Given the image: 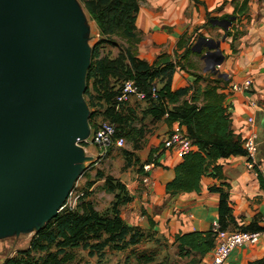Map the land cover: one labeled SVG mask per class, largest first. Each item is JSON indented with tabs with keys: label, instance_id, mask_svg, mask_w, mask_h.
I'll list each match as a JSON object with an SVG mask.
<instances>
[{
	"label": "trees",
	"instance_id": "trees-1",
	"mask_svg": "<svg viewBox=\"0 0 264 264\" xmlns=\"http://www.w3.org/2000/svg\"><path fill=\"white\" fill-rule=\"evenodd\" d=\"M140 1L83 0L87 15L99 33V41L91 49L90 65L85 76L84 95L89 100L88 106L99 110L104 121L115 126L116 137L128 140H132L134 134L139 135V138L143 137V129L134 131L129 128L126 131L130 119L127 118L129 115L123 114V108H127L129 103L116 109L115 98L123 83L127 80L134 81L138 90L145 94V99L140 101L147 105L143 116H149L157 123L163 122L168 127L177 123L183 128L182 132L191 144L189 152L173 167L174 178L166 184L165 192L170 196L199 193L200 183L204 178L214 179L219 182L218 185H210L207 190L218 196V228L223 231H229L231 227L230 231H264L256 218L248 224H243L242 220L237 222L229 201V185L225 182L222 165L218 164L220 159L246 156L242 147L244 137L234 133L231 115L225 104V90L230 79L213 71L207 77L191 73L194 80L190 86L177 89L172 87L175 72L184 71V64H190V55L197 54L192 51L197 45L194 44L196 35L191 36L192 42L190 39L181 40L173 58L161 55L153 63L138 58L136 44L139 35L135 23ZM193 1L202 4L199 0ZM231 4L233 11L230 15L211 18L208 13L204 27L214 26L213 21L231 22V29H222V32L225 38H231L232 50L234 41L242 34L233 24L237 22L240 26L241 19L247 16L248 0H232ZM113 37L124 40L126 46L120 47L121 52L116 59L101 58L99 46L113 41ZM182 49L183 52L178 54ZM199 49L200 56L207 51L204 43ZM156 83L161 84L160 87ZM153 87L156 88V98L150 96ZM94 112L96 111L92 110L88 119L93 132L100 124L94 121ZM165 138L157 147L150 148L144 161L137 155L136 174L146 176L143 166L160 165L157 159L160 157L159 151L166 149ZM253 169L257 174L259 189L264 192V173L257 166ZM96 180H103L104 191L114 195L111 207L106 212L99 213L92 202L86 200L89 188L94 183L90 184L86 190L81 189L83 196L78 199L75 209L64 207L32 237L27 249L18 251L16 256L6 259L3 264H67L74 260L70 253L73 249L87 250L91 256L103 253L106 248L123 252L130 246L140 244L146 234L148 238L156 239V242H168L153 230L152 221L150 228L143 230L139 226L127 224L122 218V209L133 200L124 183L110 176L104 177L101 173H97ZM169 244L175 248L178 258L187 259L186 264H197L213 250L215 235L212 229L203 233L177 234ZM249 264H264V253L262 258Z\"/></svg>",
	"mask_w": 264,
	"mask_h": 264
},
{
	"label": "water",
	"instance_id": "water-1",
	"mask_svg": "<svg viewBox=\"0 0 264 264\" xmlns=\"http://www.w3.org/2000/svg\"><path fill=\"white\" fill-rule=\"evenodd\" d=\"M82 33L75 0H0V234L54 217L77 170L92 162L78 145L90 135ZM201 41L217 72L220 41L201 38L192 51Z\"/></svg>",
	"mask_w": 264,
	"mask_h": 264
},
{
	"label": "crops",
	"instance_id": "crops-1",
	"mask_svg": "<svg viewBox=\"0 0 264 264\" xmlns=\"http://www.w3.org/2000/svg\"><path fill=\"white\" fill-rule=\"evenodd\" d=\"M199 1L202 4L193 0H141L135 23L139 35L136 44L137 57L148 63H153L161 55L173 58L175 51L178 50L177 44L183 39H190L192 42L191 36L195 35L194 44L198 43L202 35L206 40L220 41L219 49L223 55V62L215 73L226 74V78L230 79L225 90V104L231 115L232 129L236 135L244 137L247 118L253 117L259 134L264 127V0H248L247 16L241 19L240 26L237 22L233 24L242 34L234 41L232 50L231 38L222 40L224 37L222 28L204 27L208 13L211 18L230 15L233 11L232 0ZM207 30L212 35H208ZM216 30L222 33L221 37L216 35L218 37L216 38L213 35ZM203 31L206 33L203 34ZM182 52L183 49L179 50L178 54ZM206 53L203 52L202 56L199 53L190 55L188 73L199 74L198 65L194 63L199 56L202 75L205 74L206 65L210 63L208 61L206 64L208 59L203 58ZM188 73L177 70L173 76L172 87L177 89L190 86L194 78ZM246 80L251 81V86L245 92L228 90L231 85H241ZM145 117L146 120L152 121L149 116ZM175 129L183 130L177 123L168 127L163 122H156L151 126L152 131L146 138L148 143L139 152L140 159L144 161L150 148L157 147L168 133ZM84 149L92 161L101 151L97 147L92 150L88 147ZM159 154L157 162L160 165L152 166L148 173L150 184L143 183L144 176L138 174H135L134 179L128 180V183L121 179L133 199L122 209V218L127 224L139 226L143 230H148L152 221L153 230L169 243H172L177 234L203 233L213 229L218 224V196L209 193L207 188L210 185H218L219 182L204 178L200 183L199 193L170 196L165 192V186L173 180V167L181 158L173 150H160ZM218 164L222 165L225 182L229 185L227 190L229 201L237 222L242 220L243 224H248L256 218L259 225L264 227V192L259 189L255 170L247 167L242 156L220 159ZM261 169L264 173V169L262 167ZM99 182L100 180H97L96 184ZM263 253L264 237H261L254 245H243L233 250L224 264H249L262 258ZM210 256L211 252L197 264H205ZM178 259L182 264L187 263V259Z\"/></svg>",
	"mask_w": 264,
	"mask_h": 264
},
{
	"label": "rangeland",
	"instance_id": "rangeland-1",
	"mask_svg": "<svg viewBox=\"0 0 264 264\" xmlns=\"http://www.w3.org/2000/svg\"><path fill=\"white\" fill-rule=\"evenodd\" d=\"M241 1V0H238ZM76 6L79 10V13L83 21V33L82 39L87 47L91 50L93 46L99 41V33L93 21L87 15L85 10L83 0H75ZM241 31V30H239ZM203 34L206 31L202 32ZM208 35H212L210 31L207 30ZM213 35L222 36V33L218 30L213 33ZM216 36V38H218ZM205 38L204 35L200 37ZM202 42V41H201ZM203 43V42H202ZM198 45L195 49L198 50ZM198 44V43H197ZM124 40L120 38L113 37V41L101 44L99 46V55L101 58L107 57L109 59H116L120 54V47H125ZM191 62V61H190ZM198 70V75L207 77L211 72V61L207 64L206 72L202 75L201 62H199V56L196 57L195 62ZM185 72L188 73L190 64L187 62L184 64ZM189 75L191 72L188 73ZM157 87H160L161 84L156 83ZM82 100L85 103L87 110V121L89 119L90 113L93 111L95 114L94 121L99 124L105 122L101 116V112L92 109L88 106L89 100L85 95H82ZM137 101L134 98H131L128 107L123 108V114L130 119L129 127L127 126L126 131L129 128L134 129V131L143 129L145 134L143 137L139 138V135L134 134L132 140L124 138V145L121 148L110 147L104 152V156L100 161L93 160L92 162L85 163L79 170H77L76 175L73 177L75 181L74 185L77 183L79 192H82L81 189L86 190L90 184H94L93 188H89L88 197L86 200L92 202L96 210L99 213L106 212L110 207L111 203L114 200V195L106 193L103 189V180H100L96 184L97 173H101L102 176L115 179L116 181L125 180L128 183V180L134 179L136 171V159L139 152L143 150L145 145L148 143L147 136L151 130V126L155 125L156 122L146 120V117L143 116L146 103L144 102H134ZM151 122V123H150ZM96 124V125H97ZM153 124V125H152ZM125 130V129H124ZM79 145V144H78ZM80 146V145H79ZM82 147V146H81ZM90 150L94 149V146H87ZM83 148V147H82ZM135 148H137L135 150ZM82 151V150H79ZM128 153V154H126ZM97 155V152H96ZM88 156V154H85ZM97 162L96 165L94 163ZM256 164L264 169V127L262 131L258 134V154L256 158ZM47 221H42L30 229V230H15L8 234H0V264H3L4 261L8 258L16 256V253L21 250H25L29 247L32 237L43 227ZM152 236V235H151ZM150 237V236H149ZM154 238H148L147 234L141 240V243L136 246H130L123 252H116L106 248L101 254L89 255L87 250L83 249H73L70 253L73 254L74 260L69 261L67 264H178L181 261L177 257V252L174 247L168 242H162ZM182 264V263H181Z\"/></svg>",
	"mask_w": 264,
	"mask_h": 264
},
{
	"label": "built area",
	"instance_id": "built-area-1",
	"mask_svg": "<svg viewBox=\"0 0 264 264\" xmlns=\"http://www.w3.org/2000/svg\"><path fill=\"white\" fill-rule=\"evenodd\" d=\"M250 86L251 81L246 80L241 85H231L228 90L230 92H245ZM150 96L152 98L157 97L155 87L151 89ZM131 98H134L137 101H142L145 99V94L138 90V87L134 81L127 80L123 83L118 95L115 98L116 109H118V107L121 105L129 103ZM78 144L82 146L83 149L87 146H94L101 149L96 157V161H100V159L105 155L104 152H106L110 147H123L124 139L121 137H116L115 126L112 123L102 122L97 126L94 132L90 127L89 137ZM190 145L191 144L188 138L179 129H175L169 133L164 141V147L168 150L175 151L180 158L189 152ZM242 147L246 153L245 162L247 167L249 169H253L254 166H257L258 169H261V167L256 164V158L258 154V132L253 117L247 118V130L243 138ZM152 166V164L143 166V171L147 174L142 179L143 183L150 184L148 173L150 172ZM77 190L78 187L76 183L73 185L64 204L58 212H60L64 207L75 209L78 199L83 196V193ZM212 231L215 235V246L211 251L209 260L205 264H224L233 250L243 245H254L258 239L264 237V231H223L218 228V225H215Z\"/></svg>",
	"mask_w": 264,
	"mask_h": 264
}]
</instances>
